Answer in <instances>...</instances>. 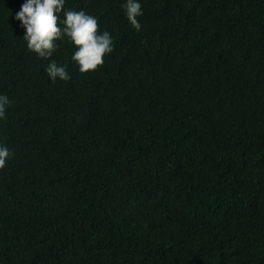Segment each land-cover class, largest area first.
Masks as SVG:
<instances>
[{"label": "trees", "instance_id": "1", "mask_svg": "<svg viewBox=\"0 0 264 264\" xmlns=\"http://www.w3.org/2000/svg\"><path fill=\"white\" fill-rule=\"evenodd\" d=\"M24 2L0 0V264H264V0H138L140 31L65 0L114 43L81 73L57 41L68 82Z\"/></svg>", "mask_w": 264, "mask_h": 264}, {"label": "clouds", "instance_id": "2", "mask_svg": "<svg viewBox=\"0 0 264 264\" xmlns=\"http://www.w3.org/2000/svg\"><path fill=\"white\" fill-rule=\"evenodd\" d=\"M126 16L136 31L141 30L138 17L143 15L142 5L138 0H127L124 5ZM63 12V20L60 13ZM15 18L26 29L23 38L27 48L40 58L49 59L46 72L52 82L57 78L68 82L71 76L67 65H58L52 59L59 47L57 41L65 37L74 44L76 50L72 60L79 66L81 73L95 72L105 65V57L114 50L111 34L100 31L98 19L86 14L84 10H65V0H25ZM61 25H63L61 27ZM11 104L7 95H0V119L5 118L6 109ZM10 150L0 145V170L6 167Z\"/></svg>", "mask_w": 264, "mask_h": 264}]
</instances>
